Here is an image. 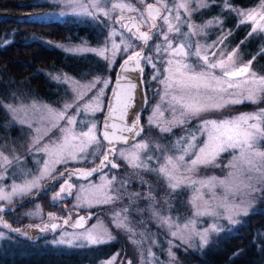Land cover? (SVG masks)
I'll return each instance as SVG.
<instances>
[{
    "label": "snow or ice",
    "instance_id": "6c2138e0",
    "mask_svg": "<svg viewBox=\"0 0 264 264\" xmlns=\"http://www.w3.org/2000/svg\"><path fill=\"white\" fill-rule=\"evenodd\" d=\"M139 2L144 3V0H139ZM63 3L71 9L73 15L89 17L93 21H98L101 17L111 20L113 19L112 13H118L115 23L119 24L122 29H126L131 37L127 40L121 39L119 44L115 40H111V48L106 43L100 49L78 46L67 48L65 51L71 53L93 51L102 58L109 59V56L106 55L108 52L113 54L121 50L127 52L129 49L139 46L133 43L134 39L142 47L124 60L121 65L122 72H126L130 64H134L135 68L140 69L142 72L141 61L155 69L156 64L153 63L155 56H159L163 61L164 54H167V67L164 70L166 76L163 80H160V83L165 86L161 100L167 102L173 113V119L164 121L156 118L150 119L148 122L151 127L157 128L161 134L171 133L174 127L184 126L189 119L198 117L202 113L220 111L229 105L240 104L245 101L255 104L264 100V76L257 75L251 70V65L256 56H253L246 64L240 63L239 49L245 41H240L236 48L227 51L225 42L233 33L231 30L226 33L223 31V21L219 17H214L202 25L196 24L191 19L193 13L209 8L211 4L215 3V0H175L172 3H170V0H155V3L147 4L143 11L137 8L132 0H63ZM106 5H110V7ZM224 6L241 17L237 27L251 23V31L248 32L246 39L254 35L264 38V0H260L258 9L254 8L247 12L233 8L228 0H224ZM181 10L185 14L183 18ZM130 12L137 13L138 18L136 16L127 17L130 23H126L125 13ZM63 14L61 13V15ZM158 21L163 23L160 24ZM141 23L149 25L147 31L140 30ZM182 24H186L188 29L186 32H182ZM213 26L219 27L223 34L211 44H201L199 41L192 39L196 36H206L205 29ZM173 33L176 34L175 43L170 37V34ZM116 35L117 30L115 28L110 29L106 41ZM120 35L123 36L124 33L121 32ZM153 35L157 40L162 36L163 42L149 45V41L153 40ZM3 43H9V41L5 40ZM121 45H124L123 49ZM145 49H148L147 54H145ZM259 54H264V47L259 50ZM51 78L58 83L73 85L72 91L76 93L73 103L83 100V96L86 95V92L81 93L78 91L79 89L85 88L91 91L97 83H102L104 87H107L109 83L108 80H101L96 77L89 84L81 85L79 81L68 77L66 74L52 76ZM152 79L155 80L157 77L153 76ZM122 81L125 83H121ZM136 88L137 84L132 83L129 78L124 75L118 77L117 87L113 90V102L108 110L109 114L105 117L102 130L99 132L94 121L84 123L86 131L76 132L74 127L77 123L75 116H67V109L73 106L72 103H66L61 110L53 109L48 105H37L35 102L31 105H3L12 115L10 123L27 125L29 129H32V123L27 119L28 109L30 108L34 112L41 113V119L49 121L51 126L48 131L57 128L61 132V137L58 142L43 147L39 146L43 136L34 135L31 138L27 151L29 153L33 151L43 152L48 156V159L44 162L43 167L39 169L38 175L33 176L31 179H25L23 183L13 184L9 192H5L3 188H0V201H10L13 196L29 195L32 189L40 187V181L45 178L57 180L59 177L67 175L69 179L64 180L59 191L52 197L53 201H58L64 195L71 196L73 194L74 185L70 182L72 176L90 177L94 172H99L103 167L109 165L112 168H118L119 164L115 163L110 157L119 156L134 169L154 173L158 181H162V187L167 189L168 196H171L181 187H191L193 196L189 203L195 210L194 217L217 215L212 206L215 202V195L213 194L212 197L205 200V189L214 193V189L219 184L225 187L229 195L240 193L244 198L240 199L238 203L229 204L227 202L228 196H225L223 202L217 205V207L225 210L229 224L236 225L240 223L241 221L237 218L247 216L251 208L254 207L247 197L264 194V109H258L253 113H242L229 119L202 120L195 132H188L169 146L152 142L151 146L162 154L156 159L162 162L157 167H151L148 161L154 157L151 155L141 157V152H147L150 148L149 139L137 143L133 151L128 154H125L123 150L118 151L115 147L117 143H128L129 136L125 135L126 133L132 134L134 138L145 132L138 115L130 123L126 120L129 110L134 106V91ZM102 95L103 88L93 97L92 101L79 107L76 115L81 112L94 115L97 111H101ZM117 115L119 123L113 120V117ZM163 115L161 105L157 104L154 109V116L163 117ZM60 120H66L67 126L61 127L59 125ZM35 131L38 133L39 129ZM197 134L205 136L206 139L198 144ZM44 135H47V132ZM101 150H103V154L98 166L86 171L74 170L53 174L56 164H66L69 160H86L89 155L97 157L100 155ZM169 152H178L179 154H168ZM225 152L232 153V159L227 165L231 169L228 177L224 180L216 177L200 180L191 178L199 167L215 166L218 158ZM186 156L189 157L188 160L185 159ZM14 163L17 165V171L20 175H29L25 168L19 166L21 163L19 156L10 158L9 155L0 151V168L7 169ZM2 179L3 175H0V180ZM115 179V176L111 180L105 178L103 184L94 185L88 189L81 187L77 198L89 206L93 202L112 204L117 200H121L122 195L119 190L112 191ZM230 180L233 182H229ZM141 182L148 184L149 190L143 196L140 193H133L132 197L135 199L130 197L129 206L115 212L112 221L116 228L130 233L129 240L133 244L140 245L143 241L133 239L136 230L132 226L127 213L139 199L148 200L150 202L148 210L151 212L152 217L158 219L162 226H166L172 237H176L186 244L193 239H198L199 246H206L210 243L211 233H219L224 230L215 223L208 228L198 230L194 218L188 219L183 225H180L171 216L161 215L157 209L154 186L143 179H141ZM124 184H127V181ZM123 186L121 185V187ZM97 192L101 195H95ZM0 211H3L2 206H0ZM138 211L143 212L144 210L138 209ZM64 223H69V220H64ZM84 223L85 218L79 217L73 227L84 228ZM0 225L11 229L13 232L21 233L20 229L11 228L5 221L0 220ZM58 227L57 224L46 225L40 228V231H55ZM21 234L28 236L26 231ZM3 236L4 233L0 232V237ZM114 239L115 237L110 231L107 229L97 231L96 226L93 225L92 228L84 231L62 233L61 238L54 240L53 243L83 248L106 244ZM169 243L171 244V241ZM116 255L105 261L104 264H114ZM169 256L172 261H175V254L171 252V249H169ZM147 257L151 261L155 254L148 250ZM128 264H132V262L128 261Z\"/></svg>",
    "mask_w": 264,
    "mask_h": 264
},
{
    "label": "rangeland",
    "instance_id": "374dc122",
    "mask_svg": "<svg viewBox=\"0 0 264 264\" xmlns=\"http://www.w3.org/2000/svg\"><path fill=\"white\" fill-rule=\"evenodd\" d=\"M42 1H46L48 4L32 11V14H28L27 17L37 19H66L77 25H85L84 35L82 36L83 33H81L80 35L75 36V38L72 39L74 40L73 43H70L71 41L55 42V44L61 46L64 51L67 48H75L78 46L90 49H100L104 47L106 43L108 47L111 48V40H115V42L119 44L121 39L127 40L131 38L129 33H125L121 26L115 23V18L118 13H112L113 19L111 20L105 17H101L100 20L93 21L89 17H78L73 15L71 9L66 6L65 3H63V0ZM147 2L155 3V0H144V3H140L139 0H132V3L135 4L136 7L141 11H143L142 8ZM172 2H175V0H170V3ZM228 2L230 3V0H228ZM215 3L219 6H224V0H215ZM106 6L110 7V5ZM259 6L260 2L255 4H247L244 5V7H242L240 10L247 12L254 8L258 9ZM200 11L202 13H205L206 9H201ZM61 13L64 14L61 15ZM234 13L236 14V12ZM127 14H134V16L138 18V14L135 12L125 13V15ZM184 15L185 14L183 13V10H181L182 18L184 17ZM236 16L238 18L237 14ZM214 17L219 16L212 14L209 17L201 18L200 12H197L193 13L191 19L196 24L202 25L206 21L211 20ZM240 19L241 17L238 18L235 23L236 25H234L236 28L239 24ZM158 23L162 24L163 22L158 21ZM141 25L144 27H149V25L144 23H141ZM246 25V30H244L241 39L237 40L236 44L231 42L230 38H228V40L225 42L227 44V51H231L233 48H236L238 43L247 37L248 32L251 31L252 25L250 22L245 24V26ZM87 27L90 28L88 34ZM112 28H115L117 30V35L111 37L110 40L106 41V38L109 37L110 29ZM222 28L226 33L227 29L223 26ZM181 30L182 32H186L188 30L186 24L181 25ZM205 31L207 32L206 36H196L192 39L195 41H199L201 44H211L223 34L220 28L217 26L207 28L205 29ZM121 32L124 33L123 36L120 35ZM86 35L91 37L87 41L83 39V37ZM256 36L257 35H254L252 37V39L250 40V45H254V38ZM170 37L175 43L176 34H170ZM161 42H163L162 36L157 40L155 35H153V40L149 41V45ZM133 43L139 46L131 48L127 52H124L122 50L115 54H113L112 52H108L106 53V55L109 56V59H104L93 51L73 53L80 56H70L66 61V66L62 64L60 67H57V72L55 71L54 67H50L47 69L50 78L48 79L49 83L42 89L39 96H36L32 91L27 89L26 93H21V90L15 93L10 90L7 85L3 87V85L5 84L4 82L0 83V108L2 110V113L0 114V151H3L6 155H9L10 158L12 156H19L21 158V163L19 166L25 168L29 172V175L27 176L20 175L17 171V165L15 163L7 169L0 168V175H3V179L0 180V188H3L5 192H9L13 184L23 183L25 179H31L33 176L38 175L39 169L43 167V164L48 159V156L43 152L33 151L29 153L27 151L28 146L31 143V138L34 135L43 136V139L40 141V147H43L45 145L50 146L51 144L58 142L59 138L61 137V132L57 128H52L51 131H48L51 126L49 121L41 119V113L34 112L30 108L28 109L27 119L31 121L32 129H29L27 125L22 126L16 123H10L12 121V115L5 107H3V105H31L35 102L37 105H48L53 109L61 110L66 103H72L73 106L67 109V116H75V119L77 121L76 125L74 126L76 132L86 131L87 129L84 127V123L93 121L96 122L99 132L100 121L113 80L114 70L120 59H122L126 55L132 54L134 51H137V49L140 48V44L138 41H135L133 39ZM256 44L257 46H260V49L264 47V41L256 42ZM123 47L124 45H121L122 49ZM241 49L246 52L245 49ZM146 50L147 49H145V54H147L148 52V50ZM244 52L239 49L240 63L246 64L250 59H252V57L248 55L244 57L242 55V53ZM167 59V54H164L163 61L159 56H155V58L153 59V63L156 64L155 69H153L151 65H148L145 62L141 61L143 74L146 73V75H144L145 77L142 76L143 90L145 94V105L139 113V121L142 126H150L148 123L150 119L158 118L164 121L173 119V113L169 109L167 102L161 100L165 86L160 83V80H163L166 76V72L164 70L167 67ZM251 70L257 75L264 76V71L258 69L253 63L251 65ZM62 74H66L68 77L79 81L81 85L89 84V82L93 81L96 77H99L101 80H108L109 83L107 87H104L102 83H97L96 87L91 91H88L85 88L79 89V92H86V95L83 96V100L73 103L74 96L76 95V93L72 91L73 85L58 83L51 78L52 76ZM153 76H156L157 79H152ZM101 88H103V95L101 97L102 110L97 111L94 115L92 113L84 112L76 115L79 107H82L83 104L92 101L93 97L97 95ZM157 104L161 105V110L164 112L163 117L154 116V109ZM93 106L95 105L93 104ZM258 109H264V100H261L260 102L255 104L249 101H245L240 104H232L225 109H221L220 111L206 112L202 113L198 117H193L188 120L186 125H178L174 127L171 133L161 134L157 128L152 127L155 130L153 134H150V132H144L130 144L116 146V148L118 151L123 150L125 154H128L133 151L134 146L137 143H141L145 139H149L150 148L147 152H141V157L144 158L148 155L153 156L154 158L148 161V163L151 167H157L158 164L162 161L156 159V157H159L162 154L151 146L152 142L159 143L164 146H169L179 137L185 136L188 132H195L202 120L229 119L242 113L256 112ZM143 112H145L144 120L141 119V115L143 114ZM59 125L61 127H66L67 121L60 120ZM36 129H39L38 133L35 131ZM45 132H47V135H44ZM197 135L198 144L206 139V137L203 135ZM225 153L221 154L215 166H201L194 174H192L191 178L200 180L208 179L210 177H216L220 180H224L226 177H228L229 171H231V169H229L227 165L232 159L231 152ZM168 154L178 155L179 153L169 152ZM93 158L94 156L89 155L86 160H69L66 164L82 168L87 162L91 161L90 163H93L95 161V159L92 160ZM185 159L188 160L189 157L186 156ZM113 160L116 161V163L118 162V168H109L107 166L101 171L92 174V176L90 177H78L77 179L73 180L72 184L74 185V188L72 190L73 194L71 196L64 195L62 199L53 201L52 197L53 195H55L57 190L54 187V189L51 191V194L49 196L50 202H53L55 204L57 203L64 210L70 212H74V210H96L95 215L88 221L86 225H84V228H66L63 227V225H60V227L55 231H45L42 236L36 239L38 241L25 240L23 238L24 235L21 234L23 233L22 228L25 223L32 222L34 224H41L42 219H44L43 216H45L44 212L53 210L59 213V210L57 208L58 211H56L55 209H46V211H43L39 202L31 200L13 207L10 211L11 213L9 214V220H11L10 215L14 213L12 216L16 215L19 217H24L25 221L16 224L18 227H20L21 230V233L16 232L21 236L19 238L6 235L5 232L0 230V232L4 233V236L0 237V264H104L105 261L109 260L116 254L119 255H116L114 264H128V261H131L132 264H184L178 259V255H187L194 252L199 253L208 248L213 249L215 247L214 244L216 243L217 233H211L210 243L203 247L199 246L198 239H193L188 244H186L178 238L172 237L170 235V230L166 226H162L158 219L152 217L151 212L148 210L150 202L145 199L137 200L127 213L132 226L136 230V235L133 237V239L143 241L140 245L133 244L129 240L130 233H126L121 229L116 228L112 221L115 212L129 206L130 197H132L133 193H140L141 196H143V194L149 190V185L142 183L141 179L148 181L151 185L154 186V195L157 201V209L160 211L161 215L171 216L176 221V223L180 225H183L188 219L194 218L196 219V228L198 230L208 228L214 223L218 224L223 229L231 230L245 221V216H240L237 219H239L241 222L236 225H231L226 219L225 210L223 208L217 207L219 203L223 202L225 196H228L227 202L229 204L238 203L240 199L244 198L240 193L229 195L225 187L219 184L214 189V193L209 192L205 189V200H208L213 196V194L215 195V202L212 206L217 212V215H204L194 217L195 210L189 203L191 197L193 196V189L191 187H181L175 193H172L171 196H168L167 189L162 187V181H158L154 173H147L140 169H134L130 167L129 164L119 156H113ZM58 165L59 164L55 165L54 172H56V167H58ZM113 176H115L116 179L115 181H113L112 191H116L118 189L120 194L122 195L121 200H117L112 204H97L93 202L91 206H89L88 204H84L82 200H79L77 198L80 194L81 187L88 189L94 185H101L104 183L105 178L111 180ZM43 180H41L40 183ZM125 181H127V184H124ZM63 182L64 181H62V183ZM229 182L233 181L230 180ZM121 185L124 186L121 187ZM95 195L99 196L101 194L97 192L95 193ZM21 197L23 196H13L10 201H0V203L6 202L11 205L13 201H16ZM132 199L135 198L132 197ZM247 199L251 200L252 204L254 205L249 213L258 209L264 211L263 195L247 197ZM176 200H179V202L182 203L181 208L176 207ZM138 209H143L144 211L140 212L138 211ZM48 213H50V211ZM29 218H31V220H29ZM93 225L96 226L97 231H103L104 229H107L111 232L115 239L106 244L88 246L83 248L68 247L65 245H57L53 243L54 240L61 238L62 233L84 231L85 229L92 228ZM153 241H155V243H153ZM170 241L171 244L169 243ZM111 242L114 245H112L109 251L108 244ZM246 247V251H248L251 255L260 256L259 259L255 260L257 264H264V225L261 228H255L252 230V235L247 241ZM169 249H171V252L175 254V261H172L169 256ZM148 250H151V252L155 254V257L151 261L147 257ZM186 264H195V261L190 260Z\"/></svg>",
    "mask_w": 264,
    "mask_h": 264
},
{
    "label": "trees",
    "instance_id": "16d2710c",
    "mask_svg": "<svg viewBox=\"0 0 264 264\" xmlns=\"http://www.w3.org/2000/svg\"><path fill=\"white\" fill-rule=\"evenodd\" d=\"M41 1L0 0V83L4 82L3 87L7 85L15 93L19 92V90H21V93H26L27 90H30L33 94L39 96L42 89L49 83L48 68L54 67L56 69L62 64L66 66V61L70 56H80L63 53L55 42H74L72 39L75 36L81 33H83L82 36L84 35L85 25H77L70 20L28 18L26 15L43 6L41 5L43 3H39ZM258 2L260 0H230L232 7L234 6L233 8L239 10L244 5ZM212 14L219 16L223 21L222 26L227 31H232L233 34L229 38L231 42L236 44L237 40L241 39L247 25H239L236 28L234 25H236L235 23L239 16L237 18L234 11H229L223 5L211 4L205 13L201 12V18L209 17ZM252 37L243 39L245 42L240 47L245 49L246 52L242 54L244 57L246 55L256 56L253 64L261 71H264V54L258 55L260 46L256 44V42H262L264 39L256 36L254 45H250ZM5 40L9 41V43H3ZM241 48L240 50L244 52ZM1 113L2 110L0 108ZM144 116L145 112L141 115L142 120H144ZM144 128L145 132H150V134L155 131L150 126H144ZM53 186L49 185L36 199L31 200L39 202L43 211H46V209L59 210H57L55 203L50 202L49 196L54 189ZM259 195L264 196V194ZM176 202V207L181 208L182 203L179 200H176ZM49 211L55 212L53 210ZM13 214L10 215V218L15 224L25 221L24 217L12 216ZM244 220L243 223H240L234 229H224L217 233L213 249L208 248L199 253L178 255V259L184 264L190 260H194L195 264H257L255 260L259 259L260 256L251 255L246 251V243L250 239L253 229L263 227L264 211L261 209L255 210L245 216ZM112 245H114L112 242L108 244L109 251Z\"/></svg>",
    "mask_w": 264,
    "mask_h": 264
},
{
    "label": "water",
    "instance_id": "95a60500",
    "mask_svg": "<svg viewBox=\"0 0 264 264\" xmlns=\"http://www.w3.org/2000/svg\"><path fill=\"white\" fill-rule=\"evenodd\" d=\"M147 5V4H146ZM145 5V7H146ZM144 7V9H145ZM127 17H133V15H129ZM127 23H130L129 21H127ZM126 30V29H125ZM127 31V30H126ZM141 31H147V30H141ZM127 59L124 58L118 65L117 69H116V72H115V75H114V80H113V83H112V87H111V90H110V93H109V96H108V99H107V103H106V108H105V112H104V115H103V118H102V122H101V130H102V127H103V122H104V119L106 116H108L109 114V106L111 105V103L113 102V90L116 89L117 87V79L120 75H124L125 77L129 78L131 80L132 83H135L137 84V88L135 89L134 91V101H133V108L129 110V115L128 117H126V120L130 123L131 120L137 116V113L138 111L142 108L143 106V101H144V96H143V90H142V85H141V80H140V69H137L135 68V65L134 64H130L128 66V70L126 72H122V69H121V65L123 64L124 60ZM121 83H125L124 81H122ZM113 120L116 122V123H119V119H118V115L117 116H114L113 117ZM125 135H128L129 136V140L128 142H130L132 139H133V136L132 134L130 133H126ZM105 144L107 142H104ZM123 143V142H121ZM124 144V143H123ZM100 164V162L98 163V165ZM97 165H93L92 167H89L87 169H84V170H81V171H86V170H90L91 168L93 167H96ZM46 184V183H44ZM31 195V194H30ZM24 199H21L20 202H23ZM2 207H4L5 205L2 204L1 205ZM79 218V216H76L73 218L72 220V224L74 225L77 221V219ZM51 224H57L56 221L52 222ZM50 224V225H51Z\"/></svg>",
    "mask_w": 264,
    "mask_h": 264
},
{
    "label": "flooded vegetation",
    "instance_id": "af4514ba",
    "mask_svg": "<svg viewBox=\"0 0 264 264\" xmlns=\"http://www.w3.org/2000/svg\"><path fill=\"white\" fill-rule=\"evenodd\" d=\"M69 172H71V171H69ZM77 176H78V175H77ZM77 176H73V177H77ZM63 183H64V182H63ZM13 202H14V201H13ZM13 202H12V203H13ZM4 203L7 204L6 202H4ZM12 203H11V204H12ZM13 205H15V203H14ZM10 206H11V205L7 204L5 207H3V211H0V220L7 222V224L10 225L11 228H15L16 226H15L14 224L10 223V220H9V214L11 213L10 211L12 210V207H10ZM86 211H87V210H86ZM86 211H84V212H80V213L85 214ZM83 214H82V216H83ZM68 215L72 218L74 215H76V213H69L68 211H65V213H64L63 215H60V214H59L60 217H56L55 214H51L49 220L44 221L43 224H42L41 226H42V227L46 226V225L48 224V222H49L50 220H52V219H53V220L56 219V220H58L59 222L63 219V222H64V220L66 219V217H67ZM86 217H88V216H86V214H85V218H86ZM71 218H70V219H71ZM66 225L69 226V224H66ZM42 227H40V228H42ZM0 230H2L3 232H5L6 235H9V234H13V233H15V232L11 231V229H9V228H4L2 225H0ZM37 230H38V228H37ZM35 233H36V232H35ZM35 233L32 234V236H34ZM37 233H43V232H41L40 229H39V232L37 231Z\"/></svg>",
    "mask_w": 264,
    "mask_h": 264
}]
</instances>
